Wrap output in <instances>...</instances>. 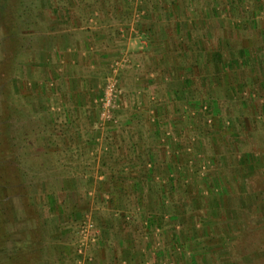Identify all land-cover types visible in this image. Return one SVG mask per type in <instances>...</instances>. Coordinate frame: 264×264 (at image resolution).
Returning <instances> with one entry per match:
<instances>
[{"label":"rangeland","instance_id":"1","mask_svg":"<svg viewBox=\"0 0 264 264\" xmlns=\"http://www.w3.org/2000/svg\"><path fill=\"white\" fill-rule=\"evenodd\" d=\"M0 144V264H264V0H0Z\"/></svg>","mask_w":264,"mask_h":264},{"label":"crops","instance_id":"2","mask_svg":"<svg viewBox=\"0 0 264 264\" xmlns=\"http://www.w3.org/2000/svg\"><path fill=\"white\" fill-rule=\"evenodd\" d=\"M164 25V24H163ZM159 29V28H158ZM78 32H81L80 30H78ZM86 32V31H85ZM95 32H96V38H95V36L93 35V38H94V40L96 39V48L97 49H99L100 50V52L102 53V54H105L106 52H102L103 50H108V49H115V51H116V49H119L120 47H121V45L122 44H125V42H123L122 40H120L121 39V37H119V33H118V30H117V28H112L110 25H108V24H105V25H103V26H101L100 24L98 25V27L95 29ZM95 32H93L94 34H95ZM158 37H160L159 35H157ZM85 38V40H87L88 38L86 37V36H84ZM152 41H154L153 43H152V45H150V46H152L153 47V49H157V52L158 53H160V54H162L163 52H164V50H163V43H161L162 42V39L161 38H158L156 41L154 40V39H152ZM87 42V41H86ZM83 44H85V41L83 42ZM86 45V44H85ZM84 45V46H85ZM119 45V46H118ZM117 46H118V48H117ZM103 48V49H102ZM80 49V48H79ZM152 53V52H151ZM100 54V53H99ZM153 56H155V53L154 54H152V57ZM162 56V58H163V55H161ZM161 56H160V59H161ZM82 58V57H81ZM164 59V58H163ZM156 60H158V58L156 59ZM96 72H98V70H96V71H93V73L94 74H97ZM90 76V74L88 75V74H86L85 73V75L83 76L84 78H83V85L85 86V87H88V88H90V87H92V86H94V85H91V84H93V81L92 82H90V84L89 83H86V79H87V77H89ZM91 76H94V75H91ZM88 90H90V89H88ZM71 169V168H70ZM71 177H73V176H69V177H67V181H70L71 182V180L72 179H69V178H71Z\"/></svg>","mask_w":264,"mask_h":264},{"label":"trees","instance_id":"3","mask_svg":"<svg viewBox=\"0 0 264 264\" xmlns=\"http://www.w3.org/2000/svg\"><path fill=\"white\" fill-rule=\"evenodd\" d=\"M0 150H1V144H0ZM264 211V210H263ZM261 234V237H264V230H261V232H260ZM262 250V254H264V249H261Z\"/></svg>","mask_w":264,"mask_h":264}]
</instances>
